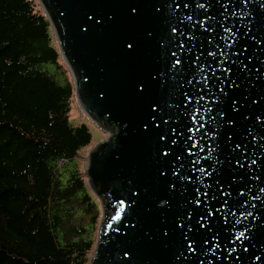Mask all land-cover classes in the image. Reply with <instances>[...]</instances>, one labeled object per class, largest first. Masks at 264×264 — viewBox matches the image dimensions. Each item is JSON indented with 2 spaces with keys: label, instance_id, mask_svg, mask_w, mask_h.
I'll list each match as a JSON object with an SVG mask.
<instances>
[{
  "label": "water",
  "instance_id": "obj_1",
  "mask_svg": "<svg viewBox=\"0 0 264 264\" xmlns=\"http://www.w3.org/2000/svg\"><path fill=\"white\" fill-rule=\"evenodd\" d=\"M38 2L110 134L86 164L90 264H264V0Z\"/></svg>",
  "mask_w": 264,
  "mask_h": 264
},
{
  "label": "trees",
  "instance_id": "obj_2",
  "mask_svg": "<svg viewBox=\"0 0 264 264\" xmlns=\"http://www.w3.org/2000/svg\"><path fill=\"white\" fill-rule=\"evenodd\" d=\"M54 39L37 0H0V264H86L96 240L101 205L77 163L92 131L69 117Z\"/></svg>",
  "mask_w": 264,
  "mask_h": 264
},
{
  "label": "rangeland",
  "instance_id": "obj_3",
  "mask_svg": "<svg viewBox=\"0 0 264 264\" xmlns=\"http://www.w3.org/2000/svg\"><path fill=\"white\" fill-rule=\"evenodd\" d=\"M38 2V0H37ZM39 3V2H38ZM40 5V3H39ZM41 7V5H40ZM42 8V7H41ZM56 45H57V41L56 39H54ZM58 47V45H57ZM59 49V48H58ZM64 63V67L67 69V75L69 76L70 80L73 82V76L72 73L70 72V70L67 68L65 62ZM70 119L74 122V123H79V122H85L91 129L92 131V141L91 143L85 147L84 149H82L77 157V163L79 164L80 168L82 169L83 173L86 175V164H87V158H88V153L91 150V148L94 147V145H96L98 142L100 141H104L107 139V137L110 135L107 131L103 130L97 123H95L93 120H91L81 109L78 98L76 96V93L74 91V95L72 98V104H71V110H70V114H69ZM101 214H102V209H101ZM102 216V215H101ZM101 216L99 218V221L101 219ZM99 223V222H98ZM97 233V232H96ZM91 254L92 251L90 252V254L88 255V260L86 262V264H90V259H91Z\"/></svg>",
  "mask_w": 264,
  "mask_h": 264
},
{
  "label": "snow or ice",
  "instance_id": "obj_4",
  "mask_svg": "<svg viewBox=\"0 0 264 264\" xmlns=\"http://www.w3.org/2000/svg\"><path fill=\"white\" fill-rule=\"evenodd\" d=\"M188 6H189V5H188L187 3H185V4L183 5L184 8H187ZM180 7H181V5H180V3H179L178 0H177V2H176V4H175V8L178 10ZM197 7H199V8H203V7H204V4H202V3H198V4H197ZM188 19L191 20L192 18H191V17H188ZM181 23H182V22H181ZM197 23L203 24L202 21H197ZM204 30H205V31H208V32H211V31H212L211 27H207V28H205ZM170 31H171V33L173 34V36H175V34H177V32H178V29H177L176 27L173 26V27L170 29ZM225 31L227 32L228 30L225 29ZM186 39H191V37H187ZM176 47H177L178 49H181V50H182V49L184 48V44H183V43H178V44L176 45ZM169 55H170V57L172 58L171 63H172L173 66H179V65H181L182 61L179 59L178 54H177L176 51H170ZM208 55L211 56V55H213V53H212V52H209ZM197 59H198V58H197ZM221 71H225V70H224V69H221ZM231 86H232V85H229V87H231ZM218 90H222V89H218ZM203 98H204V97L201 96V99H203ZM185 99L187 100L188 97H185ZM233 103H235V101H233ZM153 111H155V109H153ZM193 115H195V113H193ZM221 115H222V114H221ZM165 123H167V121H165ZM229 123H230V122H229ZM200 127L203 128L204 125L201 124ZM173 131L175 132V130H173ZM188 131L191 132L192 129L189 128ZM176 135L178 136L179 133H176ZM205 135H207V134H205ZM160 139L163 140V139H164V136H161ZM188 139L191 140L192 137L189 136ZM253 139H254V138H253ZM172 143L174 144L175 141L173 140ZM236 147L239 148L240 146L237 145ZM162 155H167V153H162ZM176 159L179 160L180 158L177 157ZM200 171H204V169H200ZM174 174H175V173H174ZM197 196H199V192H197ZM197 203H199L198 200H197ZM208 215L211 216V212H209ZM178 226H179V225H178ZM200 227L203 228V227H204V224H200ZM204 243H205V244H208V241L205 240ZM192 250H193V249H192V247H191V244L189 243V245H188V251H192Z\"/></svg>",
  "mask_w": 264,
  "mask_h": 264
}]
</instances>
